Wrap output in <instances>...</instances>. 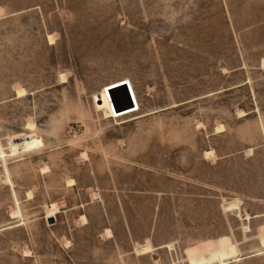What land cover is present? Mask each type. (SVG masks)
<instances>
[{"label":"rangeland","instance_id":"1","mask_svg":"<svg viewBox=\"0 0 264 264\" xmlns=\"http://www.w3.org/2000/svg\"><path fill=\"white\" fill-rule=\"evenodd\" d=\"M0 264H264V0H0Z\"/></svg>","mask_w":264,"mask_h":264},{"label":"bare ground","instance_id":"2","mask_svg":"<svg viewBox=\"0 0 264 264\" xmlns=\"http://www.w3.org/2000/svg\"><path fill=\"white\" fill-rule=\"evenodd\" d=\"M49 42L52 44V39L50 37H49ZM60 82L61 83L65 82V77L61 76ZM123 82H124V84H120L119 86L123 85L124 89L127 91V94L129 96V100H130L131 107H134V103H133V100H132V97H131V94H130V91L131 90H128V88L126 86L127 85V81H123ZM105 90H106L107 98L110 101V108H112V105H113L112 103L113 102H112L111 94H110V92L107 89H105ZM115 91H114V93H115ZM117 92L118 93H115V94H116L117 100H118V96H120V97L122 96L121 94L123 92V89L122 88H119ZM14 93H15V95H16V97L18 99H20L21 97H24V96L27 95V92H25V90L23 88H21V87L19 89H15ZM131 107L130 108L123 109V110H114L112 108V111L114 112V114H116V112H119L117 114H122V112L123 113H126L124 111L130 110ZM131 110H134V109H131ZM112 111L110 109L102 108V115H103V117L105 119L113 118V112ZM127 112H130V111H127ZM26 129H28L30 131H34L35 130L32 124H28ZM222 130H223L222 127H217L215 129V133H222L223 132ZM210 155H212V152H205V154H204V156H210ZM66 183H67L66 184L67 187H73L75 185L72 180H69ZM26 197H27L28 200L31 199V194L30 193H27ZM57 213H58V208H57V206L55 204H52L50 207H48L46 209V214H47L48 218H53L52 216H55ZM10 215H11L10 216L11 219H16L19 216L17 212H13ZM45 219H47V218H45ZM25 253H28V252H25Z\"/></svg>","mask_w":264,"mask_h":264},{"label":"water","instance_id":"3","mask_svg":"<svg viewBox=\"0 0 264 264\" xmlns=\"http://www.w3.org/2000/svg\"><path fill=\"white\" fill-rule=\"evenodd\" d=\"M119 88H122L123 90H124V96H125V100H126V105H120L119 103H118V100H117V97H116V94L114 93V91L115 90H118ZM109 92H110V94H111V98H112V108L114 109V110H123V109H126V108H130L131 107V104H130V100H129V96H128V94H127V91L124 89V87H123V85H121V86H119V85H117L116 87L115 86H112V88H110V89H107ZM131 109H132V107H131ZM131 109L130 110H127V111H131ZM127 111H124V112H127ZM123 113V112H122ZM46 220H48V223L49 224H52V223H54V220H53V218H47Z\"/></svg>","mask_w":264,"mask_h":264},{"label":"built area","instance_id":"4","mask_svg":"<svg viewBox=\"0 0 264 264\" xmlns=\"http://www.w3.org/2000/svg\"><path fill=\"white\" fill-rule=\"evenodd\" d=\"M75 135H73V137H74Z\"/></svg>","mask_w":264,"mask_h":264}]
</instances>
